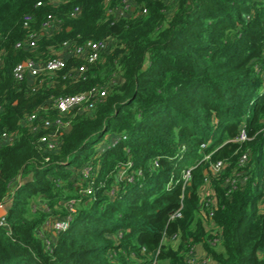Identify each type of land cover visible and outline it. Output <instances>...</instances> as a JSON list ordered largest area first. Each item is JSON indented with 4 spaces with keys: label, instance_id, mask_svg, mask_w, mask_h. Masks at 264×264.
<instances>
[{
    "label": "trees",
    "instance_id": "1",
    "mask_svg": "<svg viewBox=\"0 0 264 264\" xmlns=\"http://www.w3.org/2000/svg\"><path fill=\"white\" fill-rule=\"evenodd\" d=\"M129 4L0 0V135L14 136L0 143V264H186L198 245L219 264H264V0ZM65 41L105 46L91 63ZM65 53L59 71L14 76L21 63ZM93 88L106 95L64 116L48 152L40 137L54 129L44 120L60 116L54 100ZM241 128L250 139L235 140ZM218 160L225 170L214 175ZM232 176L240 181L228 194ZM208 183L218 209L206 219ZM71 199L69 227L51 230Z\"/></svg>",
    "mask_w": 264,
    "mask_h": 264
},
{
    "label": "built area",
    "instance_id": "2",
    "mask_svg": "<svg viewBox=\"0 0 264 264\" xmlns=\"http://www.w3.org/2000/svg\"><path fill=\"white\" fill-rule=\"evenodd\" d=\"M51 1H57V0H51ZM126 5L125 9L130 7L129 0H125ZM41 2H38L37 5H41ZM79 9L76 8V10L73 12V15H75V12H77ZM146 12V10H143ZM31 16L28 15L25 17V25H28ZM55 19L53 16L49 15L48 19L43 23V28L46 30H50L53 28V25L55 24ZM37 34L34 33L30 37V46H36L37 42ZM70 42L65 41L63 43V48L64 51L69 54L71 52H74L76 54H81L85 55L87 60L89 62H96L99 57H100V52L101 49L105 46V44L101 41H89L87 46H78L74 49H70ZM87 49V50H86ZM89 50V52H87ZM65 54H60L59 56L49 58L48 60L37 62L35 60H30L25 63H21L17 65L14 69V76L17 80H23L25 78L26 74L31 75L32 77L37 76L40 74L42 71H48V72H55L59 71L62 68L65 67L66 64V58ZM0 64H1V56H0ZM79 70L82 72L85 70L84 66H81ZM263 72V77H264V69L262 70ZM106 95V90L103 88H93L89 92H81L77 94H71V95H65V96H60L54 100V109H56L59 113L60 116L56 117L55 119H45L43 122V126L45 127H53V133L52 134H45L40 137V141L43 142L46 145V150L52 151L56 149L58 142L56 140V135L59 132V130L67 127L69 125V121H64L63 117L66 116L68 113H70L72 110L76 108H83L86 105H92L90 104L91 99L94 96H100L103 97ZM37 119L36 114H32L26 118V120L29 123H33ZM126 136H124L125 138ZM118 139H120V136H117L116 138H112V143L114 144ZM250 139L248 136V133L245 128H241L239 135L235 138L236 141H246ZM14 140V136H11L7 132H3L0 135V143H10ZM109 145V144H108ZM107 145V146H108ZM204 146V145H203ZM106 145L102 146V149H104ZM210 154L206 155L204 159H209ZM263 158H264V149H263ZM49 158L47 157L46 160ZM248 160V154H243L240 161L242 164ZM131 162L128 163L129 166H131ZM155 164H157V161H155ZM225 161L223 160H218L216 162L211 163V170L214 175H218L220 173H223L225 170ZM191 168L183 170V182L184 186L191 180L192 177V172ZM141 173V172H139ZM263 173H264V167H263ZM124 172L121 174L123 176ZM91 175V166H86L83 169V176L85 178H89ZM128 181H133V175L128 174L126 176ZM240 179L238 176H232L228 177L226 179V184L229 185L230 189L228 191V194L231 193L232 190L236 189L237 186L239 185ZM88 191H91V188L88 189ZM202 214L204 217L207 219L208 217H212L214 215V210L218 209V199H217V194L216 191L210 187L209 183L206 184L205 188L203 189L202 192ZM67 208H68V213L65 217L61 218H56V220L53 221V223L47 222V226L55 231V232H60L63 230H66L69 227V224L72 220V214L75 212V205H76V200L71 199L67 203ZM2 207V204L0 205ZM181 209L180 207L178 210L174 211L171 213V218L175 219L177 217L181 216ZM0 225L5 226L7 225V221L5 219V214L0 216ZM121 235V234H120ZM177 240V238H176ZM215 241V240H214ZM208 260V257L204 258H198L196 255V247L193 248V250L190 252V255L187 259L186 264H206Z\"/></svg>",
    "mask_w": 264,
    "mask_h": 264
},
{
    "label": "crops",
    "instance_id": "3",
    "mask_svg": "<svg viewBox=\"0 0 264 264\" xmlns=\"http://www.w3.org/2000/svg\"><path fill=\"white\" fill-rule=\"evenodd\" d=\"M7 209H8V203H4L2 204V207H0L1 213H4V214H6ZM196 255L198 258L208 257L206 264H219L211 256L208 255L205 248L201 245L196 246Z\"/></svg>",
    "mask_w": 264,
    "mask_h": 264
},
{
    "label": "rangeland",
    "instance_id": "4",
    "mask_svg": "<svg viewBox=\"0 0 264 264\" xmlns=\"http://www.w3.org/2000/svg\"><path fill=\"white\" fill-rule=\"evenodd\" d=\"M118 135H116V136H109V140H108V142L112 139V138H116ZM106 139H108V136H105V138L103 139L104 141L103 142H105L106 141ZM102 141H100V143H103ZM101 150H102V147H101ZM33 208H35V206H33Z\"/></svg>",
    "mask_w": 264,
    "mask_h": 264
},
{
    "label": "water",
    "instance_id": "5",
    "mask_svg": "<svg viewBox=\"0 0 264 264\" xmlns=\"http://www.w3.org/2000/svg\"><path fill=\"white\" fill-rule=\"evenodd\" d=\"M25 64H26V63H25ZM3 214H4V213H1V211H0V216L3 215Z\"/></svg>",
    "mask_w": 264,
    "mask_h": 264
}]
</instances>
